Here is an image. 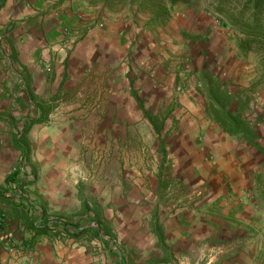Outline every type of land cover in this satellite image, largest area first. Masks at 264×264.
I'll return each mask as SVG.
<instances>
[{"label":"rangeland","instance_id":"obj_1","mask_svg":"<svg viewBox=\"0 0 264 264\" xmlns=\"http://www.w3.org/2000/svg\"><path fill=\"white\" fill-rule=\"evenodd\" d=\"M15 1L4 20L17 19L0 33L6 61L8 35L33 17V5L45 7L35 16L68 23L61 46L45 49L65 70L59 89L54 74L0 91V149L10 173L24 166L26 199L68 205L72 213L56 217L71 225L93 214L121 250L129 238L145 242L148 228H181L173 241L164 236L174 246L159 252V264L204 262L197 250L208 242L190 247L188 230L202 215L231 222L224 195L257 196L264 208V154L233 124L240 120L264 150V48L243 45L248 0ZM33 120L41 122L23 155L15 142ZM216 197L224 199L208 204Z\"/></svg>","mask_w":264,"mask_h":264},{"label":"crops","instance_id":"obj_2","mask_svg":"<svg viewBox=\"0 0 264 264\" xmlns=\"http://www.w3.org/2000/svg\"><path fill=\"white\" fill-rule=\"evenodd\" d=\"M8 1L10 2L6 3L5 7L0 8V33L5 29L3 25L7 24L9 19H17L10 13L4 20L6 17L4 8L8 5L15 7L17 4L15 0ZM30 2L33 3V0ZM34 7L35 5H33V9L29 7L32 9L31 16L33 17L24 22L17 21L18 27L8 35L6 40L9 50L7 55L10 56L7 58L8 61L4 60L5 50L3 52L1 49L4 43L0 41V91H5L7 94L19 91V78L22 80L26 78L24 80H28V83L26 81L27 86H31L46 82L48 75L54 74H56L54 82H58L57 89H59L65 74L63 66L60 68L57 61L55 62L56 67L54 66V59L48 53L45 54V49L51 48L52 43L61 46L64 41L62 33L68 26L66 18L43 19V14L35 15L40 14V10H44L45 7ZM20 34L23 36L21 37L23 42L18 41ZM1 38L2 36H0V40ZM42 52L44 56H42ZM41 57L44 60L42 63ZM63 62L64 58L61 59V65ZM27 86L25 88H29ZM26 91V93H30L28 89ZM3 150V148L0 149L2 159L4 157ZM50 173H52L51 177L58 178L59 176V170L51 169ZM10 174L6 160H0V221L3 222L0 227V264H159V252L161 255V250H170V247L174 246L166 244L164 236L171 235L173 241L177 235H180L181 228L176 230V235L175 230L159 233L158 227L154 226L148 228L147 242L140 241L136 237L129 238V243L124 250H121L115 245L113 246L110 233L100 229L99 237L93 235L96 230L95 218L93 214H89L81 216V220L77 224L82 227L78 232L81 233L82 230L89 229L88 233H92L95 239L84 241L81 238L86 236L85 234L77 238L70 237L63 229L61 223L64 222L58 221L56 215L71 214L72 209L68 205L58 208L48 196H41L43 202L41 200L38 202L37 197L33 195H29L30 198L26 199L25 186L19 189L18 195L15 194L12 192L15 191L13 187L9 189L6 186V179ZM22 175H24L23 172L20 175L21 182H23ZM226 196L224 195L226 198L224 202L230 204L227 206L228 210L223 213L232 221L223 224L219 222L220 218L215 215H202L206 221L195 229L190 227L188 230V235H191V239L187 240L190 241L188 242L190 247L192 242L194 245L208 242V245H202L200 247L202 249L197 250L200 259L204 260L202 264H264L263 202L257 196L247 201L243 200L240 195ZM213 199L210 202L207 201L208 204H213L224 198ZM78 210L81 208H77L75 211ZM40 212L45 213L43 219L40 217ZM85 219L91 220V224L85 223ZM32 221H37L39 224L49 221V232L36 234L30 227ZM172 251L174 254V251H180V248L175 247ZM177 254L178 252L174 254V257ZM177 263L199 264L195 261L191 262L190 258L178 259L175 264Z\"/></svg>","mask_w":264,"mask_h":264},{"label":"trees","instance_id":"obj_3","mask_svg":"<svg viewBox=\"0 0 264 264\" xmlns=\"http://www.w3.org/2000/svg\"><path fill=\"white\" fill-rule=\"evenodd\" d=\"M102 1L104 3H107L110 0H102ZM171 3H172V5H174L176 3V0H172ZM245 8L250 9L252 19H251L250 23H245L244 27L242 29V32L246 35L245 43L243 45L249 49H252L255 45L257 48L260 47V50H261V48H264V0H248ZM164 13L166 15L169 14V12L166 9H164ZM263 64H264V57H263ZM228 94L231 95L230 92H228ZM239 121L240 120H238L237 118L233 119L234 129L241 130V131H239V130H235V131H237L240 134L243 133L246 140L249 141V143L251 145H255L256 147H258L259 151L264 154V150H262V148L258 144L254 143L253 134L249 131L247 132V131L241 129V127H242L241 124H243V123H241ZM39 122H41V120H33L30 123V126H27L24 128L23 133H22L23 134L22 139H19L15 142L16 147L25 154L29 152L28 144L26 142L25 136L28 133L32 123L36 124ZM226 124H227L226 122L223 123V126ZM225 127H227V126H225ZM163 159H164V156H163ZM23 168H24V166H21V169H23ZM21 172H22V170L21 171L17 170L15 172H12L6 179L7 188L10 189L13 187L15 191H12V192H14L17 195H18L19 189L20 188L22 189L24 187V184H21L22 182L20 180L21 179V177H20ZM32 207H33V204H32ZM40 214H41L40 215L41 219H43L45 213L40 212ZM58 223L60 224L61 222H58ZM49 224H50L49 221L48 222L45 221L43 224H39V223H37V221H34V222L32 221L30 223V227L36 232V234H43V233L49 232V230H50ZM61 224L63 225L64 231L70 237L77 238L78 236H80L82 234L84 235V234L89 232V229H85V230H82L81 233H79L78 231H79L80 227H82L80 224H79V226H78V224H76V225H71L68 223H61ZM89 224H91V222ZM2 225H3V222L0 221V227ZM95 225H96V230H94L93 235L95 237H99V233H100L101 228H100L99 224L95 223Z\"/></svg>","mask_w":264,"mask_h":264}]
</instances>
